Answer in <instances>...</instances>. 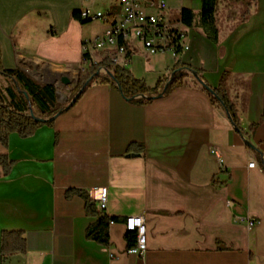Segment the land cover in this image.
<instances>
[{"label":"crops","instance_id":"0c3cea01","mask_svg":"<svg viewBox=\"0 0 264 264\" xmlns=\"http://www.w3.org/2000/svg\"><path fill=\"white\" fill-rule=\"evenodd\" d=\"M184 1L166 0L170 20H179L183 7L199 12L201 0ZM113 3L118 0H0L2 66L57 92L55 82L77 80L96 54L100 62L114 53L84 55L82 42L100 36L106 22L98 20L105 24L101 33L90 32L85 25L96 20L79 18L81 8L113 12ZM225 4L217 12L216 43L180 22L179 55L213 88L228 75L240 131L189 70L187 85L144 105L92 82L52 124L29 137L13 132L7 146L0 143V155L12 162L7 172L0 166V264H264V0L241 22L228 15L243 5ZM139 48L135 42L128 64L118 54L117 65L144 80L148 73L137 62L138 73L131 67ZM165 75L153 76L155 84ZM11 89L12 79L0 76V96L8 99ZM79 192L116 219L109 246L86 238L97 217L86 214ZM136 214L147 227L143 256L127 253L125 221ZM248 220L258 223L250 228ZM4 231L24 233V254L2 258Z\"/></svg>","mask_w":264,"mask_h":264},{"label":"trees","instance_id":"16d2710c","mask_svg":"<svg viewBox=\"0 0 264 264\" xmlns=\"http://www.w3.org/2000/svg\"><path fill=\"white\" fill-rule=\"evenodd\" d=\"M226 2L225 6L232 4H242L243 9L239 13L232 12L228 15L229 19L241 22L247 19L256 0H201V8L197 13L190 7H183L180 12V21L193 27L199 33L213 42L218 41L219 19L217 12L220 3ZM77 11L75 12V14ZM101 68H106L110 73H101L91 81L110 84L126 100L133 104L144 105L159 97L164 96L173 89L187 85L186 79L190 76L187 72L192 71L196 74L197 81L202 85L213 105L220 106L225 110L233 126L240 131V120L235 103L228 95L226 80L227 74L224 73L218 87H211L201 76V71L193 68L189 64L181 61L175 62L169 73L160 78L155 86L147 87L143 79L136 78L130 70L124 66L114 64L109 56L104 57L100 62H90L88 72L80 75L74 88L77 93L82 86L90 80ZM0 74L12 79L15 91L11 89L8 99L0 98V143L7 146L9 135L13 132L23 137L33 135L43 125H50L52 121H42L55 116L62 108L57 100L56 87L52 84H44L33 80L24 72L18 69H6L1 64L0 48ZM90 81V82H91ZM87 87L90 86V83ZM86 87V88H87ZM85 88V89H86ZM84 92V91H83ZM17 93L21 94V100L17 101ZM69 98L67 106L74 97ZM82 95V94H81ZM35 110L39 113L36 114ZM12 162L5 155H0V166L7 172ZM85 200V211L87 215L97 217L96 222L89 225L86 229V238L102 246L110 245L109 227L115 218L101 215L95 203L86 195L79 192ZM126 240L128 246L135 244V234L127 231ZM27 250V243L24 233L21 231H4L1 237V254L5 259L14 254H24Z\"/></svg>","mask_w":264,"mask_h":264},{"label":"built area","instance_id":"2783aa9c","mask_svg":"<svg viewBox=\"0 0 264 264\" xmlns=\"http://www.w3.org/2000/svg\"><path fill=\"white\" fill-rule=\"evenodd\" d=\"M119 12L113 13L110 9L96 11L88 7L79 10L81 21L102 20L106 28L100 36L86 39L82 42L84 55L91 52L111 51L110 60L118 64L117 55L124 56V63L128 64L134 50L135 42L140 43L144 50L152 54H171L176 56L182 51L184 31L181 21L170 20L165 13L166 0H118ZM89 59H85L88 62ZM255 162L249 164L250 168ZM107 205V188L100 190L98 208L101 213ZM258 221L248 220L251 228ZM126 231L135 234V244L128 248L127 253L143 256L147 249V227L142 215L127 216Z\"/></svg>","mask_w":264,"mask_h":264},{"label":"rangeland","instance_id":"374dc122","mask_svg":"<svg viewBox=\"0 0 264 264\" xmlns=\"http://www.w3.org/2000/svg\"><path fill=\"white\" fill-rule=\"evenodd\" d=\"M197 1L198 0H195V3ZM188 2H189L188 0H185L184 4H186ZM174 4H177V1L174 2ZM111 8L113 9V13L119 12V7L117 6V4L115 5V3H113L111 5ZM104 25L105 24H103L101 21L96 20V21H93L91 24L85 25V27L90 32L101 33L103 31ZM157 55L158 54H152V53L145 52L143 50V48H139V50H137L135 52V56H134L133 62L131 64V67H133V71L138 73V70L135 66V63L137 62L138 66L140 68H142L143 71L148 73V75L145 76V78H144V81H145V84L147 87H153L155 85V80H154L153 76L158 75L160 73L168 74L170 71L169 69L172 66L171 64H173L177 61H180V59H181V55H179V54H177L176 56H172L171 54H166L165 56L159 55L158 59H156ZM99 56H100L99 53L96 54L94 57L95 61L90 60V62L92 61V62L97 63L98 61H96V60L99 58ZM90 62H89V64H90ZM101 71H102V73H104L103 69H101ZM87 72H88L87 69H85V70H82V72H80V73H81V75H84ZM149 75H152V77ZM0 76L3 78V80H5V77H3L2 75H0ZM78 80H79V77L77 80H71L70 79V83H68V84L62 83L61 80H59L58 82H55V85H57V93H58L57 99H58V103L61 106L65 107L67 100L73 96V95H70L69 93L76 86ZM92 82H94V81H91L90 83H92ZM60 86H62V89L59 88ZM76 94L77 93H74V96ZM5 96L6 95H1L0 98L4 99V101H6L7 97L5 99Z\"/></svg>","mask_w":264,"mask_h":264},{"label":"water","instance_id":"95a60500","mask_svg":"<svg viewBox=\"0 0 264 264\" xmlns=\"http://www.w3.org/2000/svg\"><path fill=\"white\" fill-rule=\"evenodd\" d=\"M103 69L104 73H110L106 68H101ZM101 69L94 75L90 78V80H88L83 86L82 88L77 92V94L73 97V99L71 100V102L63 107L55 116H53L52 118H49V119H40L42 121H53L57 116H59L61 113H63L65 110H68L69 108H71L74 103L79 99V97L81 96V94L83 93V91L85 90V88L87 87V85L89 84V82L94 78V77H97L99 76L102 71ZM193 76H196V74L194 72H192ZM62 83L64 84H68L70 83V80L68 78H62L61 79ZM57 97H58V93H57Z\"/></svg>","mask_w":264,"mask_h":264},{"label":"bare ground","instance_id":"6f19581e","mask_svg":"<svg viewBox=\"0 0 264 264\" xmlns=\"http://www.w3.org/2000/svg\"><path fill=\"white\" fill-rule=\"evenodd\" d=\"M60 88V87H59ZM62 89V88H61ZM61 92V91H60ZM62 93V92H61Z\"/></svg>","mask_w":264,"mask_h":264}]
</instances>
